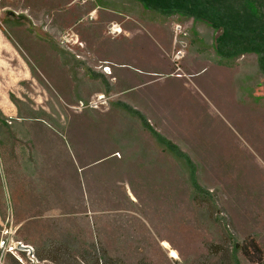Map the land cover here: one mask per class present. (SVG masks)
Here are the masks:
<instances>
[{"label": "rangeland", "instance_id": "rangeland-1", "mask_svg": "<svg viewBox=\"0 0 264 264\" xmlns=\"http://www.w3.org/2000/svg\"><path fill=\"white\" fill-rule=\"evenodd\" d=\"M119 1L0 0V264H252L233 245L254 240L264 252L258 57L220 65L217 32L175 17L169 68L141 98L127 92L141 75L115 85L105 62L92 69L83 40L94 30L88 7ZM176 22L188 45L179 71ZM67 34L82 47L60 45ZM198 54L215 78L198 76L206 63ZM144 112L179 155L144 127ZM59 139L73 168L48 148ZM91 165L80 197L74 172Z\"/></svg>", "mask_w": 264, "mask_h": 264}, {"label": "crops", "instance_id": "crops-1", "mask_svg": "<svg viewBox=\"0 0 264 264\" xmlns=\"http://www.w3.org/2000/svg\"><path fill=\"white\" fill-rule=\"evenodd\" d=\"M81 7L84 6L81 5ZM87 10L92 14V26L90 28H94V30H92L90 39H86L85 37L83 40L89 47L90 56L93 58L94 64L91 63L92 69L96 71L94 65H97L99 62H105L109 70L104 73L107 76L114 75L115 85L120 81L127 80L131 74L141 75L140 85L130 87L127 89V92L131 93V91L141 90V98L144 97L145 92L151 88L149 86L156 83V81H151L150 78L166 72L167 68H169V61L166 54L172 47V42L171 40L170 42L167 41V38L171 34L168 26L176 21L175 17L185 18L184 20H188L189 18L176 14L162 15L148 10L140 3L136 4L131 0H120L114 5L97 2L89 6ZM82 18L77 20V26L80 28L79 31L84 30L85 27L82 24L84 22ZM193 23L198 28H202L204 25V23L198 21H194ZM111 24V29H114V36L105 34V29ZM140 37V43L135 41L131 42L134 38ZM201 56L198 54V59L200 61H206V63L204 69L201 70L198 76H204L207 73L205 76L215 78L214 75L217 72L214 65L210 60L203 59ZM144 113L147 116H145L147 118L145 120L152 121L149 114L147 112ZM46 131H42V134L45 133V136L47 135ZM59 141L61 140L59 139ZM48 148H50V152L52 153L60 152L63 157L67 156L68 159H66L69 166L73 168L70 153L62 141L59 146H48ZM62 160L63 164L65 160L64 158ZM98 163L100 162L96 164ZM90 167H93V165L82 167L81 169L78 167L74 172L75 182L73 191L80 197L88 194L83 179L85 175L83 172L88 173L86 170ZM56 172L61 176L67 174L64 167H61V169L59 167V170ZM62 184L66 186L65 182H62ZM62 188L63 191L66 190L64 186Z\"/></svg>", "mask_w": 264, "mask_h": 264}, {"label": "trees", "instance_id": "trees-1", "mask_svg": "<svg viewBox=\"0 0 264 264\" xmlns=\"http://www.w3.org/2000/svg\"><path fill=\"white\" fill-rule=\"evenodd\" d=\"M135 2L162 15L176 14L208 24L217 32L214 49L218 64L232 67L233 61L238 58L255 54L264 74V0H135ZM141 120L144 127L150 130L159 142L179 155L180 152L175 146L152 131L145 119L141 117ZM188 165L191 169L189 162ZM233 248L234 252L242 253L252 264H264V252L256 241L235 243ZM38 257L40 260L49 259Z\"/></svg>", "mask_w": 264, "mask_h": 264}, {"label": "built area", "instance_id": "built-area-1", "mask_svg": "<svg viewBox=\"0 0 264 264\" xmlns=\"http://www.w3.org/2000/svg\"><path fill=\"white\" fill-rule=\"evenodd\" d=\"M173 30H174V35H175L174 36L175 43L177 45L173 52V62H174V65L176 66L177 71H179L181 70L180 68L181 60H183V58L185 57L186 50L188 47L187 42H186L187 32L183 24L180 22L174 23ZM110 32L113 34L114 29L112 28ZM59 43L60 45L66 48H70L75 45L82 47V44H80L78 40L74 41L73 38L69 34L61 36L59 38ZM106 69H109V68L105 66L103 70H106Z\"/></svg>", "mask_w": 264, "mask_h": 264}, {"label": "bare ground", "instance_id": "bare-ground-1", "mask_svg": "<svg viewBox=\"0 0 264 264\" xmlns=\"http://www.w3.org/2000/svg\"><path fill=\"white\" fill-rule=\"evenodd\" d=\"M108 70H109V69H106V70H103V71H104V72H108ZM162 246L165 247V248L169 247V245H168L167 242H163V243H162ZM22 248H29V247H24V246H22Z\"/></svg>", "mask_w": 264, "mask_h": 264}, {"label": "water", "instance_id": "water-1", "mask_svg": "<svg viewBox=\"0 0 264 264\" xmlns=\"http://www.w3.org/2000/svg\"><path fill=\"white\" fill-rule=\"evenodd\" d=\"M25 249H27V248H25Z\"/></svg>", "mask_w": 264, "mask_h": 264}]
</instances>
